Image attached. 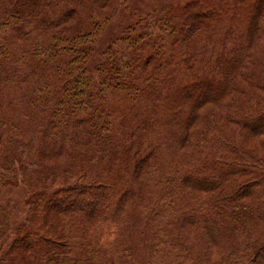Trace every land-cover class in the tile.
I'll return each mask as SVG.
<instances>
[{"label":"trees","instance_id":"obj_1","mask_svg":"<svg viewBox=\"0 0 264 264\" xmlns=\"http://www.w3.org/2000/svg\"><path fill=\"white\" fill-rule=\"evenodd\" d=\"M157 1L155 19L126 28L92 72L90 44L110 0H0V190L18 162L32 192L30 219L1 264H134L118 243L131 204L150 252L144 264H264L263 161L218 132L188 141L197 108L245 74L246 46L235 37L227 51L224 38L206 61L201 52L220 34L206 16L218 0ZM79 9L83 22L48 32ZM177 55L195 56L190 74H171ZM254 111L226 120L263 133L264 110ZM177 148L193 149L190 168L165 163ZM63 154L82 158L77 173L45 169L43 159ZM4 215L0 207V234Z\"/></svg>","mask_w":264,"mask_h":264},{"label":"rangeland","instance_id":"obj_2","mask_svg":"<svg viewBox=\"0 0 264 264\" xmlns=\"http://www.w3.org/2000/svg\"><path fill=\"white\" fill-rule=\"evenodd\" d=\"M258 1L218 0V4L216 3V6L218 5L217 14H207L206 20L208 22L216 21L219 23L218 31H220V34L214 36L215 41H211L209 46L201 52L204 54V59L206 61H208V58L210 60L216 59L217 54L220 53L219 50H216V47L219 44L218 42H223L224 38L231 40V42H224L227 51H230L233 47L236 48L237 44L233 43V39L236 37L239 42L238 44L246 46L247 50L241 67V70L245 74L236 75L234 80L237 87L229 89L217 101L210 100L203 102L197 108L198 116L190 122L187 128L190 136H192L188 140L190 143L191 139H195L198 142L201 137L206 136L210 138L212 135L209 133L212 132H218L221 135L220 139L228 136L243 151L250 152L255 156V159H261L263 162L260 165L264 171V132L254 131L250 128L248 130L247 128H242L235 121L226 120V116L229 115L234 120L244 118V116L253 113L255 115L254 110H264V31L257 28V23L258 25H264V9L256 18L254 29L251 28L249 20L251 17V4ZM158 5L157 0H110L107 5L101 8V12H108L109 17L101 32L96 33L90 44L91 49L89 51L87 68L94 72V64L99 59L100 53L110 44L116 43L126 28L138 24L140 18L148 17L155 19ZM79 10H76L72 16L60 25L48 29V32L53 33L57 29L69 28L73 24L79 23V21L83 22L84 18L81 15L83 11ZM214 55L216 56L214 57ZM194 58V55L183 57L177 55L173 57V65L169 68L171 74L175 76L178 73L180 76L182 71L190 74L196 67L195 61L197 60ZM182 59H184V62ZM249 75H254L255 79ZM261 124L263 125L262 129H264V119L261 121ZM257 128L260 127L257 126ZM206 144L210 145L207 142ZM186 148L193 147L187 145ZM186 148H177L175 153L173 151L175 148L165 151L163 153L165 163L170 160H177L176 162H181V165L187 163V168H190L191 157H188V155L193 149L187 152L189 149ZM171 152L174 153L173 156H171ZM81 160L82 158L78 157L77 154H63L54 158L43 159V164L45 169L63 168L65 174H70L72 171L77 173ZM15 169H17L15 182L5 184L0 190V207L4 211L6 219L4 223L5 230L3 234H0V261L7 254V250L8 254L14 251L10 245L17 238L18 229L30 219L32 192L29 189V181L24 178V174L19 169L18 162H15ZM131 205L125 208L127 214H123L118 225L120 231L118 243L121 248L133 250L134 257L136 258L134 264H144L148 257H150V252L149 248L145 246L146 241L144 243L141 241L137 215L133 216L134 206L132 207ZM180 227L185 229L184 225ZM186 228H189L190 236H202L198 230H193V228L187 226ZM186 231L188 230L186 229ZM210 249L211 257L217 258L221 251L219 246L217 244L212 245Z\"/></svg>","mask_w":264,"mask_h":264}]
</instances>
